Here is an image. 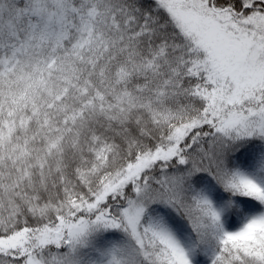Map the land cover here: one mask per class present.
<instances>
[{
    "label": "snow or ice",
    "instance_id": "obj_1",
    "mask_svg": "<svg viewBox=\"0 0 264 264\" xmlns=\"http://www.w3.org/2000/svg\"><path fill=\"white\" fill-rule=\"evenodd\" d=\"M0 264H264V0H0Z\"/></svg>",
    "mask_w": 264,
    "mask_h": 264
}]
</instances>
